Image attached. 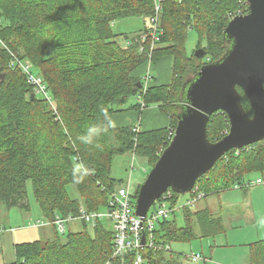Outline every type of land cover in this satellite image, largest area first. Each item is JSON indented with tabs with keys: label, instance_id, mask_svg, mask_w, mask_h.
<instances>
[{
	"label": "trees",
	"instance_id": "trees-1",
	"mask_svg": "<svg viewBox=\"0 0 264 264\" xmlns=\"http://www.w3.org/2000/svg\"><path fill=\"white\" fill-rule=\"evenodd\" d=\"M155 1L0 0V36L4 41L0 44V201L8 208L31 209V186L44 217L77 213L81 201L89 210H98L108 205L110 192L117 187L111 176L115 155L135 151L155 165L170 143L169 124H177L184 86L202 65L226 54L230 43L225 28L230 14L249 12L247 0H163L159 10ZM138 16L145 19L143 27L121 43L114 22ZM156 16L162 34L151 51V19ZM189 30L197 32L196 48L204 47L205 55L187 54ZM150 53L151 62L172 58V79L166 84L150 83L142 96L143 80L138 71L147 64ZM27 63L42 77L55 108L28 81ZM239 91L245 110L252 115L246 94L241 88ZM133 96H142L147 106L157 105L169 115L170 123L139 133L131 125H115L98 138L101 149L77 139L88 126L102 120L103 109L109 116L140 110L139 103L122 107ZM229 127L225 112L211 115L210 141L220 140ZM79 162L88 167L89 174L74 183L71 169ZM253 172L264 175V144L260 142L226 153L198 180L199 189L209 195L249 185ZM68 186L78 195L72 196ZM171 193L174 207L180 194ZM181 210L183 224L173 215L160 220L152 235L144 230L147 244L163 248H140L141 264H201L209 258L199 252L204 258L194 262L173 245L223 234L222 218L207 208L194 211L184 206ZM83 224L82 229L66 235L53 228V236L46 242L17 243L16 259L0 264H104L109 260L112 264H135L136 251L114 256L111 229L103 223L93 229ZM166 245L172 249L167 250ZM249 261L264 264V239L249 244Z\"/></svg>",
	"mask_w": 264,
	"mask_h": 264
},
{
	"label": "water",
	"instance_id": "water-1",
	"mask_svg": "<svg viewBox=\"0 0 264 264\" xmlns=\"http://www.w3.org/2000/svg\"><path fill=\"white\" fill-rule=\"evenodd\" d=\"M247 2L249 12L237 14L225 28L230 43L226 54L202 65L184 86L174 137L136 199V214L143 220L163 193L191 192L226 153L264 139V0ZM205 54L204 48L195 51L196 56ZM239 88L249 100L252 115L244 108ZM218 111L228 115L230 127L224 137L212 142L208 123ZM145 240L143 233V245Z\"/></svg>",
	"mask_w": 264,
	"mask_h": 264
},
{
	"label": "rangeland",
	"instance_id": "rangeland-1",
	"mask_svg": "<svg viewBox=\"0 0 264 264\" xmlns=\"http://www.w3.org/2000/svg\"><path fill=\"white\" fill-rule=\"evenodd\" d=\"M144 22L145 19L139 16L120 19L114 22V31L120 34L118 36V40L121 43L125 42L126 37L129 38L130 36L134 35L135 31L143 27ZM189 32H190L189 37L186 42V51L188 55L195 52L198 48H204V47L196 48L198 44V34L194 30L191 31L189 30ZM167 59L170 61V63H168ZM206 60L208 61L209 57L204 59V61ZM138 72L143 80V85H142L143 92L140 95L144 96L146 91L148 90L145 88V79H144L147 73H149L148 80H150V83L171 82L172 58L165 56L160 58L157 62L155 61L151 62V60L148 59L147 64L144 67L140 68ZM136 103L140 104L139 97L133 96L130 97L128 102L122 107L129 108L130 106ZM140 110L142 109L140 108ZM128 111L131 112L133 111V109L121 111V113ZM116 113H120V112H116ZM162 113L165 114V112L163 111ZM151 169L152 166L146 157H143L142 155L136 154L134 152H127L124 154H118L114 156L111 166V176L116 180V186H119L122 182H128L130 179L133 195L134 197H137L140 187L145 182L148 173L150 172ZM258 177L264 179V175L256 172H253L248 177V179L255 180ZM68 188L70 189L72 196L78 195V191L73 186H68ZM193 198L195 201L196 200L195 196L192 195L191 192L180 194L177 204L178 206L176 205L177 209L174 212L170 213L169 217L173 218V215H175L176 218L178 219V223L181 224L180 220L183 219L181 213L182 210L178 207L185 205L187 200H192ZM210 198L211 196L208 195L207 198L205 199H199L195 203V205H191L190 209L194 211L199 210L201 208H204V206H207V203H209L208 207H211V209L215 211L214 204L209 202ZM30 199H31V201L29 200L30 204L31 202L33 203L31 209H25V208L21 209L19 207L8 208L2 201H0V229H3L2 231H0V263H8L16 259L15 244L21 243V241L24 240L25 241L40 240L42 242H46L49 238L53 236V226L51 225L35 226V227H31L34 225L31 226L29 225L31 221L37 220L39 218L43 220H48L47 217H44L38 203L36 202L31 186H30ZM81 204H84L85 207H87L83 201L80 202V205ZM99 210L101 212H105L106 206L100 207ZM83 225L84 224L81 221L69 223L67 225V233L70 231H78L83 228ZM218 235H222L225 237L224 233ZM216 236L204 237V244H207L206 246H208L209 242L211 240H214ZM200 240L201 239L198 238L192 242L175 243L173 247L175 250H180L187 255H190L192 252H199L202 250L206 254L207 251L210 250V248H206V246L205 248L202 247ZM201 264H205V263L202 262Z\"/></svg>",
	"mask_w": 264,
	"mask_h": 264
},
{
	"label": "built area",
	"instance_id": "built-area-1",
	"mask_svg": "<svg viewBox=\"0 0 264 264\" xmlns=\"http://www.w3.org/2000/svg\"><path fill=\"white\" fill-rule=\"evenodd\" d=\"M162 1L163 0L155 1L157 10L160 9ZM237 14L240 13H231L230 16L231 18H233ZM157 20V16L151 19L153 23V29L150 33L152 37L151 51L154 49L156 42L159 41L160 34H162V30L158 27ZM0 44L4 45V42L1 38ZM141 50H143V47H141ZM151 53L149 54L150 60ZM31 69V63H27L26 65H24V70L27 73L28 81L35 86L36 92L46 97L49 100L50 104L55 108L42 77L35 75ZM144 79L145 88L147 89L148 85H150V80H148L149 73H147ZM139 101L141 109H145L147 107V104L144 102L142 96H139ZM132 127L133 131L136 133L142 131L141 122L135 123ZM174 134L175 126L169 124L167 139L171 141ZM259 142L261 144H264V139ZM240 149L235 150L239 151ZM251 183L264 184V179L258 178L255 182ZM191 194L195 196V199H200L205 196V193L199 189L198 182L192 188ZM136 199L137 197H134L133 195L131 189V181L129 179L128 182H122L115 188L114 191L110 192V198L105 212H101L99 209L89 210L87 207H85L84 204H81L77 213L71 212L65 215L56 213L53 218H48V220L39 218L37 220L31 221L29 225H34L31 227L51 225L59 234L65 235L67 234V225L69 223L81 221L82 223L87 224L90 229L95 228V226L99 223H103L107 229H111L115 234L114 256H125L130 251H136L137 255L135 264H141L143 262V256L139 252L140 248L146 245L159 249L163 248L162 245L154 246L153 242L147 244V240H145V244L143 245L142 235L143 233H145L144 230L147 229L148 232H150L152 235V232L158 226L159 221L169 216L170 213L174 212L177 209L178 205L174 207L172 206V193L171 190H168L163 193L156 202H154L152 207L149 209L146 218L143 220L136 214ZM193 199L187 200L185 205L179 206L178 208L182 209L184 206H191V204L193 203ZM2 230L3 229H0V231ZM165 248L167 250L172 249L169 245H166ZM188 257H190V259L194 262H197L204 258L203 255L199 252H192L190 255H188ZM104 264H112V262L109 260Z\"/></svg>",
	"mask_w": 264,
	"mask_h": 264
},
{
	"label": "crops",
	"instance_id": "crops-1",
	"mask_svg": "<svg viewBox=\"0 0 264 264\" xmlns=\"http://www.w3.org/2000/svg\"><path fill=\"white\" fill-rule=\"evenodd\" d=\"M167 61L170 63L168 59ZM166 83L168 82H162ZM111 118L117 126H133L141 122L142 129L164 127L170 123L169 115L163 114L157 105L148 106L141 111L136 108L131 112L115 113ZM209 195V202L214 204L215 211L208 207L209 203L201 209L207 208L214 216L222 218L225 237L217 235L208 246L204 244V238H200L202 247L210 248L206 254L203 250L199 251L209 256L205 264H250L248 244L264 239V227L257 226V221L264 217V185L250 183L240 187L223 188ZM198 200L193 199L191 205H195ZM180 223L183 224V219Z\"/></svg>",
	"mask_w": 264,
	"mask_h": 264
},
{
	"label": "clouds",
	"instance_id": "clouds-1",
	"mask_svg": "<svg viewBox=\"0 0 264 264\" xmlns=\"http://www.w3.org/2000/svg\"><path fill=\"white\" fill-rule=\"evenodd\" d=\"M101 114L102 120L99 123L88 126L86 131L77 137V139L82 144L97 149L102 148V145L98 143V138L109 133L110 129L115 127V122L111 116H109L106 109H103ZM71 172L74 183H80L84 175L89 174L88 167L83 162L75 163L71 169ZM257 226L264 227V217L257 221Z\"/></svg>",
	"mask_w": 264,
	"mask_h": 264
},
{
	"label": "bare ground",
	"instance_id": "bare-ground-1",
	"mask_svg": "<svg viewBox=\"0 0 264 264\" xmlns=\"http://www.w3.org/2000/svg\"><path fill=\"white\" fill-rule=\"evenodd\" d=\"M128 255V254H127ZM129 256V255H128ZM128 256H126V257H128ZM119 258V257H118ZM120 259V258H119ZM125 260V259H124ZM117 261V260H116ZM118 262V261H117ZM120 263V262H119Z\"/></svg>",
	"mask_w": 264,
	"mask_h": 264
}]
</instances>
